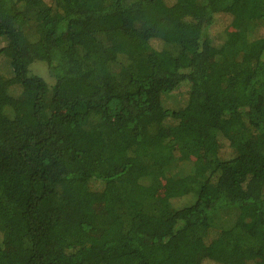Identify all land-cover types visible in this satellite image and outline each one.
<instances>
[{
    "label": "trees",
    "instance_id": "16d2710c",
    "mask_svg": "<svg viewBox=\"0 0 264 264\" xmlns=\"http://www.w3.org/2000/svg\"><path fill=\"white\" fill-rule=\"evenodd\" d=\"M0 43V264H264V0H0ZM183 142L179 214L156 194Z\"/></svg>",
    "mask_w": 264,
    "mask_h": 264
},
{
    "label": "rangeland",
    "instance_id": "374dc122",
    "mask_svg": "<svg viewBox=\"0 0 264 264\" xmlns=\"http://www.w3.org/2000/svg\"><path fill=\"white\" fill-rule=\"evenodd\" d=\"M168 3H174L177 0H166ZM239 28L237 29H232V20L229 16L226 15H221L216 19V26L213 29V35L214 39L217 40H224V37L226 34L238 31ZM263 34V29L260 27L253 32L254 37L257 38L260 37ZM216 40V41H217ZM218 44V43H216ZM1 45V43H0ZM215 54L216 50H213L212 57L214 60H210L209 62V67L213 70L217 69V61L215 60ZM24 55L28 58L27 64H28V69L32 75H38L42 79L45 80L49 88L53 85V77L50 75V72L48 71L47 66L39 62L37 60H34L33 57L30 56L28 51H25ZM0 75L2 76H7L10 75V68L8 66V63L0 56ZM186 89L185 87L183 88V92L185 93ZM178 102L177 105H182L185 101V95L182 94L180 97H178ZM225 142V143H223ZM184 143V142H183ZM220 143H223L220 151H219V156L222 159H228L231 156L234 155V152L232 148L228 147L227 141H220ZM207 144V142H206ZM205 144V147H206ZM236 146V145H235ZM258 147H262V145H256L255 149H258ZM182 150L179 151L178 153L175 154L176 159L173 163L175 166H171L168 169H163L161 170L160 168V175H159V180L161 182V188L157 192L156 196L158 200L161 202L168 200L170 201L171 205L173 206L174 209L178 211V213H182L184 208L190 204L193 203V197L190 195V193H187L186 191V184L184 181V178L187 174L191 173V171L196 170V169H202L201 166L202 164L204 165L205 160L203 159L201 149L196 147L193 143L190 142H185L182 145ZM236 150L241 151L244 153V148L241 146H237ZM117 159V165L120 167V160L119 158ZM166 164L163 165L165 167ZM90 190L94 194L95 198L98 200L95 203H93L94 206L100 207V193L103 188V184L98 181H91L90 184ZM227 214L222 212L218 214L219 219H224L226 218ZM191 250V249H189ZM192 252V251H191ZM191 263V262H190ZM201 264H217L214 261L210 260H204Z\"/></svg>",
    "mask_w": 264,
    "mask_h": 264
}]
</instances>
